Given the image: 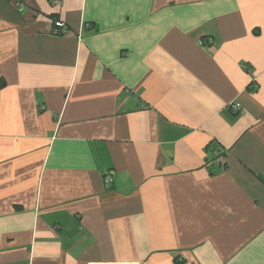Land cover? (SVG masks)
Instances as JSON below:
<instances>
[{"label": "crops", "instance_id": "0c3cea01", "mask_svg": "<svg viewBox=\"0 0 264 264\" xmlns=\"http://www.w3.org/2000/svg\"><path fill=\"white\" fill-rule=\"evenodd\" d=\"M0 264H264V0H0Z\"/></svg>", "mask_w": 264, "mask_h": 264}, {"label": "built area", "instance_id": "2783aa9c", "mask_svg": "<svg viewBox=\"0 0 264 264\" xmlns=\"http://www.w3.org/2000/svg\"><path fill=\"white\" fill-rule=\"evenodd\" d=\"M65 32H66V26H65V24L63 22L57 21L55 23V28L53 30V34L59 36V35H63ZM231 108L235 112H238L240 110L239 104H232ZM104 180H105V183L107 185L108 184H111L113 182V172H110V171L105 172Z\"/></svg>", "mask_w": 264, "mask_h": 264}]
</instances>
